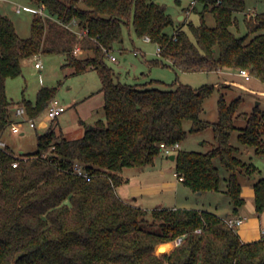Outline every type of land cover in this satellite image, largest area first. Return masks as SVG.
<instances>
[{
	"label": "trees",
	"instance_id": "trees-1",
	"mask_svg": "<svg viewBox=\"0 0 264 264\" xmlns=\"http://www.w3.org/2000/svg\"><path fill=\"white\" fill-rule=\"evenodd\" d=\"M31 2L51 16L35 13L29 37L20 36L14 21L0 14V137L13 122L7 80L22 73L23 59L41 53L64 54V66L75 74L98 71L105 118L77 138L51 127L39 135L34 152L16 155L7 145L0 146V264H264V236L243 241L214 211L164 206L151 210L150 216L117 192L125 182V167L154 164L164 152L162 143L185 140L184 121L191 120V132L212 127L216 143L205 152L177 149L176 172L194 191L219 190V157L229 171L226 192L238 214L246 202L240 174L258 169L239 155L241 147L231 139L239 130V142L264 156V111L257 106L238 112L241 97L228 102L222 95L219 118L210 121L201 113L215 85L179 83L160 89L122 83L105 59L123 40L124 26L132 24L139 37L159 45V58L150 64L182 71L248 69L264 83V12L249 14L246 0H196L202 4L201 10L194 5L201 22L175 26L165 4L155 0ZM208 11L215 16L214 26L206 23ZM241 13L244 35L237 32ZM170 26L173 33L166 30ZM78 45L84 55L74 53ZM56 88L41 87L35 101L23 98L27 114L34 117L45 109ZM236 119H243V126ZM75 161L86 165L90 179L73 172ZM254 189L261 213L264 177L254 182ZM178 237L182 241L165 253L171 245L163 244H174L170 241Z\"/></svg>",
	"mask_w": 264,
	"mask_h": 264
},
{
	"label": "rangeland",
	"instance_id": "rangeland-1",
	"mask_svg": "<svg viewBox=\"0 0 264 264\" xmlns=\"http://www.w3.org/2000/svg\"><path fill=\"white\" fill-rule=\"evenodd\" d=\"M155 1L165 4L167 11L175 20V26L181 22L179 19L180 14L186 15L187 18L185 21L193 20L195 23L201 22V15L199 12H196L198 9L194 8V5L196 4L201 10L202 4L196 2V0ZM246 3V12L249 14L264 12V0H246ZM27 7L37 6H34L31 0H0V14L10 17L14 21L19 35L25 38L31 34L32 19L35 15V12ZM45 14L48 15L49 13L45 11ZM49 16L51 15L49 14ZM244 19L245 14H239V31H237L239 35H244L247 32ZM205 20L210 26L216 24L215 16L210 11L205 13ZM232 28L234 30L236 29L235 26ZM174 29V26H170L166 30L169 33H173ZM157 49V43L145 40L144 37H139L131 24L130 26H124L123 40L114 44L113 49L106 55L105 59L115 69L116 80L122 83L160 89L176 88L179 83L189 84L194 88L201 87L205 84L215 85L211 95L204 100V110L201 113L202 118L210 121H217L219 118L218 101L222 95L228 102L237 97H241L238 112H252L257 106H260V109L264 111V83L258 78L254 76L250 78L241 76L239 70L225 69L223 72L182 71L161 63L150 64L149 61L159 58ZM79 55H84V51ZM111 55H114L117 61L112 60L110 58ZM37 61L42 62V68L35 66ZM65 62L66 57L64 54L41 53L23 59L22 73L16 77L8 78L6 89L9 99L13 102L12 105H22L21 101L23 98L35 101L41 87L56 86L57 88L53 99L58 100V102L67 107V110L58 119L60 123L55 121V119L52 120L55 121L52 125V121L45 118L47 113L45 108L39 114L32 117L36 122V127H31L29 120L25 121L24 133H14L11 125H8L3 131L2 140L6 142L8 149L16 155L21 153V151L25 153L36 151L39 135L44 134L51 127L60 128L62 126L68 130V134L72 138L81 136L83 133L80 134L81 131L78 130L80 127V118L85 119L89 123L92 121V117H98L99 111L102 113V108L96 109L101 97L97 91L101 86L98 71L96 69H90L87 72L75 74L71 67L64 66ZM236 79L244 83L247 88L232 82L233 80L236 81ZM144 83L149 84L142 85ZM255 88L261 89V91ZM93 92L96 93L89 97ZM30 117L27 114L26 118L29 119ZM18 120H25V116L22 117L16 113L14 121ZM244 123L243 119H236L238 126H243ZM191 126V120L184 121V128L188 131V134L182 143V148L185 150L208 151L212 147V144L216 143L213 128L208 127L202 131L191 132ZM56 133L59 134L57 131ZM238 134L239 130H236L231 141L233 144L241 147L242 153L239 155L255 164L258 169L256 174H258L259 178L264 177V156L256 154L254 147L241 144L238 140ZM161 158L169 166H172L174 163V161L167 157H160L158 159L160 160ZM215 163L219 167L222 176L220 189L207 191L202 197L196 198L191 192V194L186 195L187 192H184L185 190L181 188L178 193L180 198L178 204H188L196 208L200 206L211 211H218L221 214H224L226 209L231 205L233 207L231 198L226 192L229 171L222 165L219 157L215 158ZM132 169L136 168L128 167L126 171H133ZM251 176L249 173L240 174V180L242 183H250L253 181ZM173 195L176 196L175 194ZM171 197L173 196H170L168 199ZM244 210V214L249 218L251 210L250 204L245 205ZM149 212L151 216V211L149 210ZM165 248L163 247L162 249ZM159 251L162 252L160 249Z\"/></svg>",
	"mask_w": 264,
	"mask_h": 264
},
{
	"label": "crops",
	"instance_id": "crops-1",
	"mask_svg": "<svg viewBox=\"0 0 264 264\" xmlns=\"http://www.w3.org/2000/svg\"><path fill=\"white\" fill-rule=\"evenodd\" d=\"M186 18L187 17L185 14L179 15V19L181 20V22L185 21ZM144 39L148 40L147 37H144ZM157 53L159 54V45H158ZM115 61H117V59ZM223 70H219V71L223 72ZM232 82L238 85H241L244 88H247L244 83L238 81L237 79L236 81L233 80ZM146 84H149V83H144L142 85H146ZM101 86L99 90H97L101 97L99 99V104L96 109L102 108V113L101 111L98 110L99 111L98 117L97 118L92 117L91 118L92 121L89 123L85 121V119L80 118V125H79L80 127L78 128V130L81 131L80 134L83 133L84 135L88 127L90 128L91 125H94V123L97 120L105 118V108H104L105 96H104V93L100 90ZM248 88L251 89L249 86ZM255 89H258V88H255ZM258 90L261 91V89H258ZM94 93L96 92H93V94L91 93L89 97L93 96ZM18 105L19 104H15V105L11 104L9 106V112L11 115V119L13 121L15 120V117H16V108ZM59 117L55 120V121H58V123H60L58 120ZM55 121H52V125L54 124ZM53 128L57 132H59V134L63 133L66 137L72 138L69 136L68 130L64 129L62 126L60 128H55V127ZM83 135L81 134V136ZM81 136H77V137H81ZM77 137H73V138H77ZM0 139L2 140V136L0 137ZM182 143L183 142L179 143L178 149H183ZM172 154H175V153H172ZM172 154L168 155L165 152H163L162 154L157 156L154 164L146 165L144 167H133V168H136V169H132L133 171H126V168L128 167H125L123 170V176L125 178V182L117 187V192L119 196L128 202H131L133 204H136L138 206H141L147 209L148 211L149 210L151 211L157 207H164V206L174 207V208L175 207L194 208L195 206L191 207L188 204H182V205L178 204L180 201L178 193L181 190V188L185 190L184 192H187L186 195L193 193V195L196 198L202 197L207 191H194L190 187L184 184L183 180L180 179V176L176 172V168H175L176 163H175V159L171 158ZM160 157H167L170 160L174 161L173 165L172 166L167 165L163 158H161L160 160L158 159ZM251 175H252L251 177L253 178V181H251L250 183H242V194L245 197L246 202L239 209L238 214L233 213L232 205L228 209H226V212L224 214H221L218 211L217 212L214 211L220 216L225 217V218L228 216H243L245 218V221L243 222V224L240 225V227L236 229L238 233L240 234L241 239L246 242L259 239L262 237V235H264L263 234L264 233V211L261 213H258L256 210V205H255L254 182L259 178V176L258 174H256V172ZM173 194H175L176 196H174ZM170 196H173L170 198L172 200L168 199ZM221 204H222V201H221ZM247 204H250V209H251L249 213L250 214L249 218H247V216L244 214V211H245L244 207ZM197 209L203 210L207 208L198 206ZM170 242L174 244H163V245H171V248L167 252H171L176 245L174 241H170ZM170 242H166V243H170Z\"/></svg>",
	"mask_w": 264,
	"mask_h": 264
},
{
	"label": "built area",
	"instance_id": "built-area-1",
	"mask_svg": "<svg viewBox=\"0 0 264 264\" xmlns=\"http://www.w3.org/2000/svg\"><path fill=\"white\" fill-rule=\"evenodd\" d=\"M28 9H30L31 11L40 14L41 16L45 17V16H49V14H45V8L44 6L41 7H27ZM75 23V22H73ZM70 26V25H69ZM148 40H150L149 37H147ZM83 52L82 48L78 45L75 50L74 53L76 55H79ZM110 58L112 60H116V57L114 55H111ZM36 67L37 68H42L43 64L40 61L36 62ZM240 74L244 77L250 78L252 75L250 73V71L248 69H240L239 70ZM67 110L66 105L58 102V100L55 99H51L48 103V106L46 107V119L49 121L55 120L57 119L62 113H64ZM16 113L22 117L25 116V120H18V121H13L11 123V129L14 133H24L25 129H24V124L25 121L29 120L30 126L31 127H36V122L34 120V118L30 117L29 119L26 118L27 116V111L26 108L23 105H18L16 108ZM6 143L0 139V146L1 147H6ZM162 147L164 149V152L166 154H172L175 153V151L179 148V143H175L174 145H166L164 143H162ZM19 163L18 160L13 162L14 166H17V164ZM72 170L74 173L80 175V176H84L87 179H90V173L86 167V165L82 162V161H75L72 165ZM180 179L183 180V177L180 176ZM226 221L228 222V224L233 227V228H237L238 226H240L241 224H243V222L245 221V218L243 216H228L226 217ZM183 237H178L175 240L176 244H179L182 241Z\"/></svg>",
	"mask_w": 264,
	"mask_h": 264
},
{
	"label": "water",
	"instance_id": "water-1",
	"mask_svg": "<svg viewBox=\"0 0 264 264\" xmlns=\"http://www.w3.org/2000/svg\"><path fill=\"white\" fill-rule=\"evenodd\" d=\"M92 127H93V125L90 126V128H92ZM21 153H23V151H21ZM175 156H176L175 154H172V155H171V158H172V159H175Z\"/></svg>",
	"mask_w": 264,
	"mask_h": 264
}]
</instances>
